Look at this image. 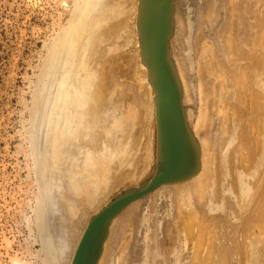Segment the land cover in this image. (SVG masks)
<instances>
[{"label": "rangeland", "instance_id": "374dc122", "mask_svg": "<svg viewBox=\"0 0 264 264\" xmlns=\"http://www.w3.org/2000/svg\"><path fill=\"white\" fill-rule=\"evenodd\" d=\"M100 1H102V3ZM100 1L87 0L88 6H86V9L89 11L88 13L93 15L82 22L83 18L81 17L84 11L80 8L83 6V2L82 5H80L81 0H0V264H50V260L53 259L54 254H52L51 246L46 242L48 239L45 236L46 223L43 221V213L46 212L43 203L48 188L47 174L53 176L56 184L60 185L62 188L59 193L55 194L54 204L55 208L58 209L57 212L61 213V216L65 220V224H67V230H65L67 250L60 264H69L78 241L90 218L121 194L143 185L154 173L156 163L155 126L152 124L154 116H152L149 122H146L145 107L149 104V100L148 93H146L147 89L143 76L144 74L140 70L141 65L138 62V51L137 48H135V32H133L132 35L134 44L125 48L118 45L115 46L111 52L104 57L102 65L97 66V64H94L91 66L92 69H90V71L97 70V72L102 73L100 78L97 77V80H94V83H99V80H102L104 94L102 107L100 106L101 104L99 105L94 102L92 91V97H90L88 101L89 106L87 105L88 107L85 111L81 110L82 113L84 112L83 114H87L85 117L87 125L84 133L85 135L83 136L80 134L79 139L72 142H70L68 137L66 139L55 137L51 131H46V137L44 135L45 126L47 125L49 128V124L53 125V123L51 124L50 122H53L55 119L56 123L58 122L59 126L61 125V121L57 118V113L61 105V100L59 101L60 87L58 82L60 79H63L62 77H64L67 72H69L67 73L69 75L72 72V50L74 49V47L72 49V45L74 44L76 47L78 55L83 53V45L86 43V40H88V42L91 41V49L101 47V42L103 41L102 36H106L105 31H107V27L110 29L117 23V20L113 17L114 14L117 13V10L123 7V5L129 6L121 2L119 5V0H108L109 3L108 1L105 2V0ZM224 1L226 0H221L220 3L216 2L218 5L213 4L215 1L212 3V0H210L211 4L208 3L207 0L186 1L185 7L187 9V14L185 19H187L183 21V25H186V30L183 27V31L186 32V42H184L183 45L186 47L187 55L191 56L188 58L190 60L189 63H192L193 72L191 73H195L194 76L197 75V63L199 59H201L200 56L203 55V53H201L202 49L209 48L210 51H208L210 54L213 51L215 52L212 53V58L214 60L212 62L213 65L217 63V59L219 63L222 61V65H224L223 63L225 60L222 55L219 54L221 53L219 51H221V47H224V45L226 48L233 47V45H231L233 40L230 33L232 32L230 26L233 21H227L230 20V14H232V0H230V3L229 0H227L230 5V10L228 9V3H224ZM99 2L101 4H99ZM235 2H238V0H235ZM250 2H254V0H250ZM105 3L110 5L109 7L107 5L108 9L104 5ZM130 4L131 6L135 5L132 3ZM210 5H212L214 9L220 8L219 10L215 9L211 13V18L213 19H211L213 21L212 24L216 21V19L214 21L215 16L216 18L217 15L219 16L217 18L218 21H216L220 23L217 30L219 31L220 28H224L220 29V33L218 34L213 30H209V33H207L208 28L211 26L210 23L206 25L199 24L202 14L204 16L205 13L211 10L212 6ZM256 6L259 8L258 4H256L255 7ZM262 7L260 8L259 17L262 13L264 17V11H262L264 10V5H262ZM220 11L223 12L221 13ZM238 11V16L241 17L243 11ZM226 12L229 13L227 14ZM234 13H236V11H234ZM227 15L229 17H227ZM80 18L82 24H84L83 30L75 31V35L72 37L69 36L72 27L76 21H80ZM219 18L223 20L221 19L222 21L220 22ZM103 22H105L104 25ZM130 23L133 26L132 21H130ZM189 23L191 24L190 28L188 25ZM223 23H227V26ZM93 25L96 26L95 34L93 33L95 32V27ZM207 25L209 26L208 28L206 27ZM238 26L241 27L240 24H238ZM199 27L202 28V31L199 30ZM240 29L242 30L243 28L241 27ZM242 35H244L243 32L240 33L239 36ZM68 36L71 38H67ZM227 42H231V44L229 43L227 45ZM220 44L222 46H220ZM224 49L225 48H223V51H226ZM232 51L235 53L237 52L235 49ZM256 51L257 54L262 52L259 49ZM89 54L90 51L86 53V65L87 62L90 64L93 62ZM226 57L231 58V61L235 59L228 52ZM173 58L174 54L172 59ZM52 59L54 62H51ZM208 60H211V55L208 56ZM230 62L228 63L230 64ZM228 63H225V67L229 66ZM216 72L214 71L212 78L217 87L222 81L219 75L222 77L223 72L222 69ZM229 72L231 73L230 70ZM241 74L240 72L239 75L241 76ZM89 75V73L81 74V80L84 81V78ZM249 78L246 77L247 82L246 80L244 81V78H238L236 83L238 87L230 84V82H226L224 84L226 91L223 90V92L227 95L226 98L228 99L224 98L225 95L222 98V102L217 101L214 104L215 98L218 97V92L221 90V87H217L218 92L216 89H209L208 85L209 90L202 87L204 93L209 94L211 97L208 101H205L203 95L199 94V84L195 76L192 82L194 93L192 101L184 103L185 110L188 114V123L194 130V133L196 132L195 137L198 139L201 145L200 147L204 149L203 152H205V157L208 159L209 157L211 159L214 158L216 165L218 164L217 162L220 155L225 153L227 148L225 145L226 142L223 141L227 137L232 138L233 133L234 135L240 134V132L236 131L238 127H235L236 119L234 117L236 116H233L234 107H240V105H238L240 96L238 95H240L242 84L246 83L244 86L250 85L252 76H249ZM43 81L44 83H42ZM40 85L42 86L41 89ZM232 85L233 89L231 88ZM96 104L99 105L100 109V111L97 110L98 115L94 111V106ZM56 105L58 106L57 109ZM103 106H105L106 109L103 108ZM61 110L63 112V107ZM202 114H204V116ZM98 117H100V120ZM114 117L117 118L115 121L122 119L124 125L122 128L118 126L119 121L116 122L117 125L113 123ZM199 117L200 119L198 122L197 120ZM237 117L239 116L237 115ZM196 125L199 128H197ZM201 126L204 134L201 131ZM258 135L260 134H256L255 138L261 137ZM202 138H206V140H202ZM249 138L252 137L249 135ZM129 140H131V143L126 149V157L129 156L128 161L118 160V163L121 162V164H123L121 166L116 162L110 164L108 167L110 177L105 183L106 186L103 187L104 189L101 190L100 188L99 195H97L93 204L89 205L86 202V198L83 196L78 198L71 197V199L68 197L65 190V185L67 183L66 179L70 176L68 170L75 165V160L84 165L83 161L89 156L94 159L96 163L99 156L104 153L106 147L114 154L118 149V144L119 150H121L128 144ZM213 140L217 143L213 142ZM238 143L237 140H234V142L231 141V148H229V146L228 150L232 152L234 146ZM74 144L75 146H73ZM47 145L48 154H50L52 163L54 162V167H52V171L50 172L46 167L43 168V157L45 158L46 156L44 147ZM53 146L55 147L56 154H52L51 152L54 150ZM228 150L227 154L230 155ZM206 153L208 154L206 155ZM74 157L76 158L75 160L73 159ZM97 166L94 169L89 166L87 171L90 170V173H98L99 168ZM77 177L78 176H76V178ZM86 184H88V180ZM186 184L187 183H182L183 187H181L182 185L161 187L150 194V196L148 195L139 200L138 202L140 203L135 202L132 206H129L125 209L126 211L124 210L125 212H122L123 214L121 213L115 219L117 222H114L113 227H116L115 225L121 222L117 225V227L120 226L119 229L117 227L115 228L119 231V234L115 229L113 230L112 227L109 236L111 239L113 238L109 241H112L113 244L109 256V264H160L159 260L163 258L172 257L171 259H174L177 249L180 247H182V253H180L182 254V264H198V260H196V256H194L195 253H193V251H195L193 250V242L192 245L189 240L186 242L185 234L182 232L184 231L183 224H185V218L183 220L180 218L181 216L185 217V215L188 214L187 211L189 212L192 210L191 208H193L192 211L194 213L190 211L189 214L195 215L197 223L204 225L205 232L209 235L213 243L222 249H225V247L229 248L228 259L224 264H264V245L249 244L251 240H256L255 237L259 239V235L257 234L260 232L258 233V231L255 230V234L254 232L248 234L247 236H249L251 240L248 239L247 241L243 240L247 236L242 238L239 237L242 226L241 217H244L239 216V214H241L240 212H245L243 215L247 216L249 210L253 206H251L252 203L239 211L238 205H236L237 196L233 194L234 199L232 197L231 203L236 205L234 209L238 211V215L235 216L236 214H233L234 218H232L233 215L231 214V216L230 213H228L227 208H225L227 210L224 211L221 205L219 206L218 203H215L223 201L221 203L223 207H225L227 203L226 196H221L218 191V193L215 194L216 200L213 201V203L207 199L206 196L204 198L200 194L201 196L198 197L197 195L199 194L196 195V193H199V191H195L196 189L189 190V193ZM227 185V183L224 184L225 190ZM178 186L181 189H179ZM174 187L176 188L174 189ZM184 188L187 189L184 190ZM86 190L88 191L87 196H89L92 190L87 188ZM162 190L167 193H164ZM177 190L178 196L176 197L175 192H177ZM192 191L195 195L191 194ZM181 193L184 194L182 195L183 197L180 196ZM190 194L194 196L191 197ZM226 195L229 196L228 193H226ZM161 196L163 197L162 199ZM231 196L232 195L229 197ZM195 197L198 198L199 201ZM202 197L206 201H203ZM150 198H153L154 204ZM200 198L202 201H200ZM68 199L71 204L74 203L71 205L72 208L69 209L71 218H68L69 215L66 211ZM155 199H157V202H155ZM172 199L173 201L176 199V203L174 202L176 206ZM181 201L183 202L182 204ZM167 202L169 203L167 204ZM196 202H198V204ZM190 203L193 204L191 205ZM142 206L143 208H141ZM182 207L185 208L183 209ZM241 207L242 206H240V208ZM175 208H179L182 213V215L180 214L179 216L180 219L176 218L177 215L175 213L177 209L174 210ZM158 213L160 214L158 215ZM131 215L136 216L132 218ZM160 215L162 217L165 215V219H161L162 217H160ZM213 215H215V218ZM56 216L58 217L59 215ZM57 217L56 219H58ZM153 218L157 222H155ZM122 219L124 220L123 225H121ZM125 219H129L130 222L125 221ZM177 219L179 220L177 221ZM153 221L155 226L154 223H152ZM164 221L166 227L163 225ZM262 221V230H264V217ZM208 231H210V233H208ZM262 236L263 235H261L260 238ZM163 237H165V239ZM162 239L165 240V243ZM176 241L179 245L176 244ZM247 245L249 247H247ZM164 248L168 250L166 251ZM164 254L167 255L164 257ZM172 254L175 256L173 257ZM250 254L253 256L252 258ZM151 258L152 263L150 261Z\"/></svg>", "mask_w": 264, "mask_h": 264}, {"label": "bare ground", "instance_id": "6f19581e", "mask_svg": "<svg viewBox=\"0 0 264 264\" xmlns=\"http://www.w3.org/2000/svg\"><path fill=\"white\" fill-rule=\"evenodd\" d=\"M107 1L108 0H105V2H107ZM186 1L187 0H161L162 12H161L160 17H161L162 21H160V22L162 23L164 31H165V28L167 29V33L170 30V35L168 37V41L166 43V46L164 47V51H165L164 55L166 56L165 57L166 70L168 71V74L170 75V77H173V79H175V83L173 81L174 85H173V88L171 90V93H173L174 96H176L178 94H179V96H181V107H182V110H183L182 112L184 115L185 129L187 130V127H189V129L193 135V138L195 139V141L197 143L198 158H199V170L196 173V175H194L189 180H186V181L181 182V183L173 184V185H182V183H187L186 187H188V189L184 188V190L187 189L189 192V190H191V189H193V190L196 189L195 191H197V190L199 191V193H196V195L199 194V195H197L198 197H200L202 195L205 198V196H206L207 199H209L211 202L216 200L215 194L218 193V191H219L221 196H223V197L226 196L227 203H226L225 207H223V205L221 203L223 201H218L215 203H218L219 206L221 205L222 209H224V211L228 209V213H230V215L231 214L232 215L236 214L235 216L238 215V211L236 209H234L236 207V205H238V208L240 211V210H242L243 207H246L252 203L251 206L252 205L253 206L249 210V213L247 216L243 215L245 212H240L241 214H239V216H244V217H241L242 226L240 224L241 232H240L239 237H241V238L244 236L246 237L248 234H251L253 232L255 234L256 233L255 230H257L258 233L260 232L259 234H257V235H259V237H258L259 239H257V237H255L256 240L252 241L249 238V236H247L243 240L247 241L248 239H250L251 240L249 242L250 245L257 244V245L263 246L264 245V230H262V222H263L262 219L264 217V91H263L264 90V17L262 16L263 13L262 14L260 13L261 16L259 17V12H260V8L262 7V5H264V0H254V2H250V0H238V2H235V0H232V3H231L232 4L231 5V7H232L231 13L232 14H230V20H227V21H233L231 26H230V29L232 31L230 33H231V37H232L233 41H232V44H231V42H229L231 45H233V47L231 46L230 48H226L225 45L223 47L220 44V46H222L223 48H225L224 50H226V51H223V48L221 47V51H219V52L223 53V54H221V53H219V54L222 55L223 59L225 60L223 63L224 65H222V61H221V63H219L218 59H217V63L213 65L212 62L214 60L212 58L213 57L212 53L214 51L210 54L209 48L208 49H202L201 48L202 49L201 53H203V55L200 56L202 59V62H201V59H199V62L197 63L198 64L197 69H196L197 75H195V76H196L197 82L199 84V94L203 95V98L205 101H208L211 97L209 96V94L204 93L203 88H205L206 90H209V89H216L217 90V87H219V86L221 87L220 88L221 90L219 92L217 90L218 97L215 98V101H214V104H215L217 101L218 102L223 101L222 98L226 95L223 92V90H225L224 84L226 82H230V84H233L235 87H238L236 85L238 78H241V79L244 78V81L246 80V82H247L246 77L249 78V76L250 77L252 76V81H251L249 86H244V85H246V83L242 84V87L240 86L241 87L240 95H238V96H240L239 100H238V105H240V107L239 106H238L239 108L234 107L233 116L234 115L236 116V117H234L236 119V122H235L236 126L235 127H238V129L236 128L237 129L236 131L240 132V134L234 135V133H233L232 138L231 137L230 138L227 137L226 139L224 138L225 140L223 142H226L225 145L227 146V148H226L225 153H222L220 155L218 162H217L218 163L217 165L214 162L215 161L214 158L211 159L209 157V159H208L207 157H205V155H204L205 152H203L204 149H202V147H200L201 145H200L198 139H196V137H195L196 132L194 133V130L190 127V125L188 123V114H187L185 107H184L185 102L192 101V97L194 94L192 82L194 81V78H195V76H194L195 73H193V74L191 73V72H193L192 63L191 62L189 63V61H190L189 58L191 56L187 55L186 47L183 45V43L186 42V36H185L186 32L183 31V27L185 28V26H186V25H183L184 24L183 21L185 19L186 14H187V9L185 7ZM214 1L212 0V3L214 2L213 4L218 5V4H216V2L220 3L221 0H214ZM82 2H83V6L80 8L82 9V11H84V13L82 12V17H81V18H83V20H82V22H83L85 19L91 17L93 14L91 15L90 13H88L89 11H87V9H86V6H88L87 0H83V1L81 0L80 5H82ZM100 2L102 3V1H100ZM100 2H99V4H101ZM120 2L127 4L129 6L123 5V7H120V8L118 7L119 9L117 10V13H115L113 16L117 20V23L114 25V27H112L110 29L107 27V31H105L106 36L105 35L102 36L103 41L101 42L102 43L101 47H98V48L95 47V48L91 49V41L88 42V40H86V43L83 45V53L81 55H78L76 47L74 46V44L72 45V49L74 47V49L72 50V57H73V65H71V67L73 68L72 72L70 75L67 74V73H69V72H67L66 75H64V77H62L63 79H60V81L58 82V85L60 87L59 101L61 100L60 110L63 107V112H64L63 113L61 110V113H60V110H58V113H57V118L61 121V125L59 126L58 122L56 123V121H55L56 119L54 118L55 120L54 121L52 120L53 122H50L51 124L53 123V125L49 124V128L47 125L45 126L44 135L47 134L46 131H51L55 135V137H59V139H66L68 137L70 139V142L75 141L76 139L78 140L80 134L83 136L85 135L84 134L86 131L85 129L87 128L85 117L87 116V114L86 115L83 114L84 112L82 113L81 110L85 111L86 108L89 106L88 101H89L90 97H92V91H93L94 102L98 103L99 105L101 104L100 106L102 107V105H103V94H104L103 93L104 87H103L102 80H99V83H94V80H97V77L100 78L102 73L97 72V70H91L90 71V69H92L91 66H93L94 64H97V66L102 65V63H103L102 61H103L104 57H106L115 46L118 45V46L125 48L129 45L134 44L132 35H133V32H135V38H134L135 39V45H136L135 48H137V51H138V55H139L138 62L141 65L140 70L144 74L143 76H144V80L146 83V89H147L146 93H148V100H149V104H147V106L145 107V109H146L145 120H146V122H149V120L152 118V116H154V120L152 121V124H153V126H155V136H156V133H157L156 109H155L156 107H155V103H154L155 91H154V87L151 83V81L153 82V80L155 81V79H153L152 76H150L151 75L150 71H152V67L149 64L145 65L142 62V57H141L142 50L140 47V39H141L140 35L142 37L143 35H145V32L149 29L150 13H149V10H146L147 7L145 6V10H143V12L141 13V15H143V21L142 22H144V26H143V30L145 31L144 32L143 30L139 29V25H138V12H139L138 7H139V3H140L139 0H119V5L121 4ZM207 2L211 4L210 0H207ZM225 2H227V0L224 1V3ZM108 3H109V1H108ZM108 3L104 4L107 9L110 6V5H108ZM130 3L135 4V5L131 6ZM229 3H230V0H229ZM229 3H228V5H229ZM252 4H254V5H252ZM256 4L259 5V8H257V6L255 7ZM107 5H108V7H107ZM210 6H212V5H210ZM246 7L248 8V10ZM254 7H255V9H254ZM106 8H105V10H106ZM151 8L152 7H150V9ZM215 9L212 6L211 10L208 13H205L204 16L202 14L203 18L201 17V21L199 22V24H205V25L210 23V25H211L210 27L208 25L206 26L207 28L209 27L207 33H209V30H213L216 32V34H218V33H220V29H224V28H220L219 31L217 30L218 25L220 24L219 22H216V21H218L217 20V18L219 17L218 15H217V18L215 16L214 21H215V19H216V21L212 24L213 19L211 18V13ZM219 9L217 8L216 10H219ZM228 9L230 10V5H229ZM238 10L243 11V13L241 12L242 13L241 17L238 16V13H237ZM160 11H161V8L159 9V13H160ZM234 11H236L237 14L234 13ZM262 11H264V10H262ZM113 12H115V11H113ZM220 12L222 13L223 11H220ZM226 13L228 14L229 12H226ZM134 17H135V20H134ZM221 17H222V15H221ZM227 17H229V16L227 15ZM227 17H225V18H227ZM81 18H80V21H76V23L72 27V30H71V33L69 36L72 37L73 35H75V33L77 31L83 30L84 24H82ZM221 19H220V22L223 20V19L222 20ZM130 21H132L133 26L131 25ZM234 21H235V23H234ZM85 23H86V21H85ZM104 23L105 22H103V25H104ZM223 24L226 25L227 23L226 24L223 23ZM238 24L241 25V27L243 28L242 30L240 29L241 27H239ZM188 25L190 28L191 24L189 23ZM93 26L95 27V32H93V33L95 34L96 33V26L95 25H93ZM226 26H224V27H226ZM199 28H200L199 30L202 29L201 27H199ZM185 30H186V28H185ZM204 30H203V32H204ZM226 32H228V31H226ZM242 32L244 33V35L239 36L240 33H242ZM230 33H228V34H230ZM210 34H211V32H210ZM69 36L67 38H71ZM237 36H238V39H237ZM62 40H64V39H62ZM68 40H70V39H68ZM229 43L227 42V45ZM257 45H258V47H257ZM148 48H149V44H148V40H147L146 41V47L143 51L145 60H150V58H151V56L148 54ZM233 48L237 51L236 53L232 51V50H234ZM255 49L256 50L259 49L262 52L257 54V51ZM88 51H90L89 57H92L93 62H92V64L87 62V65H86L85 58H86V53ZM58 52H59V50H58ZM227 52L230 55H232L233 58H235V59L231 61V58L226 57ZM173 54H174V58H175L176 62H175L174 58L172 59ZM171 55H172V57H171ZM209 55H211V60H208ZM54 56H56V55H54ZM219 58H220V56H219ZM55 59H56V57H55ZM51 62H54V60L52 59ZM228 62H230V64ZM225 63H228L229 66L225 67ZM220 69H222V72H223L222 77L219 75V78L222 79V81L216 87L212 76L214 75V71L215 72L220 71ZM229 70L231 71V73L229 72ZM254 70H256V71H254ZM240 72L242 73L241 76L239 75ZM83 73H89L90 74L89 76H86L84 78V81H82L81 77H80V75ZM99 74H100V76H99ZM150 77L153 80H151ZM88 79H89V82H88ZM227 79H229L230 81ZM232 80H233V82H232ZM42 83H44V81ZM207 85L209 86V89H208ZM233 85L231 87L232 89H233ZM41 87L42 86L40 85V89H41ZM162 94H164V91ZM226 97H227V95L224 98H226ZM226 99H228V98H226ZM99 105L96 104L94 106L95 107L94 111L96 114H97V110L100 111ZM57 108H58V106L56 105V109ZM103 108H105V106H103ZM201 113H203V112H201ZM204 113H205V111H204ZM99 115H100V112H99ZM202 115L204 116V114H202ZM237 115L239 117H237ZM247 116H248V119H247ZM100 117H98L99 120H100ZM120 118H122V117H120ZM116 119H117L116 117L113 118V123L115 125H117L116 122L119 121L118 126L120 128H122V126H124L122 123V119L115 121ZM199 119H200V117L197 120L198 122H199ZM246 121H247V123H246ZM237 123H238V125H237ZM196 127H197V125H196ZM94 128H96V127H94ZM197 128H199V127H197ZM201 129H202V126H201ZM247 129H248V131H247ZM188 130H187V132H188ZM201 131L203 132V129ZM202 132H200V133H202ZM254 132H255V134H254ZM258 133L260 134L258 136H261V137L255 138V135ZM203 134H204V132H203ZM249 135L252 138H249ZM45 137H46V135H45ZM203 139L206 140V138H202V140ZM131 140H132V138H131ZM131 140L128 141V144H126V146L123 149L120 148L121 150H119V144H118V149L116 150L118 153L115 151L116 154L115 153L113 154L109 149H107L108 147H106L104 149V153L102 155H100L96 161L98 166L96 165L94 159H92L89 156H87L85 158V160L83 161L84 165H82L79 161H78L79 162V164H78V162L75 160L76 158L74 157L73 159L75 160V162H74L75 165H73L72 168H70L68 170L69 171L68 174L70 176L66 179L67 183L65 185V190H66L68 197L71 199V197L72 198H78L80 196H83L86 198V202L89 205L93 204L96 200L97 195H99L100 188H101V190L104 189L103 187L106 186L105 183L108 181V179L110 177L109 171H108V167L110 166V164L113 162L114 163L116 162L119 166H121L123 164H121V162L118 163V160L128 161L129 156L126 157V149H127L128 145L131 143ZM218 140H221V139H218ZM234 140H237V142H239L238 143L239 145L236 144V146H234L233 151L231 152L228 150V147L230 146L231 141L234 142ZM213 142H216V141L213 140ZM73 146H75V144ZM229 148H231V146ZM44 150H45L46 156H45V158L43 157L44 160L42 159L43 160V168L46 167L47 170L50 172V171H52V167H54V164H53L54 162L52 163L50 154H48V145L46 147H44ZM227 150L229 151L230 155L227 154ZM54 151H55V147H54V150L51 151L52 154H56V151L55 152ZM202 152H203V154H202ZM208 153H206V155ZM77 157H79V156H77ZM89 166H91L93 169L97 166L99 168V172L98 173H90L91 172L90 170L87 171V168ZM184 171H182V172H184ZM154 172H155V170H154ZM214 172H216V173H214ZM76 176H78V177L76 178ZM46 177H48V185H47L48 188H47V193L45 194V200L43 203V207L46 211L43 213L44 214L43 215L44 216L43 221L46 223V234H45V236L47 238H50V241H52V243H51V246H52L51 249L52 250L51 251H52V254H54V257L52 260H50V264H60V261H61L62 257H64L65 252L67 250V238H66V232H65V230H67V228H66L67 224H65V220L61 216V213L57 212V210L54 209L55 208L54 197H55V194L59 193L60 189H62V188L60 187V185L56 184V182L53 179L54 178L53 176H49V174H47ZM87 180H88V184H86ZM226 183L228 185L226 186V190H225L224 184H226ZM89 186H91V187H89ZM141 186H139L138 188H140ZM165 186L167 187L170 185H165ZM162 187H164V186H162ZM181 187H183V185ZM86 188L92 190L89 193V196H87L88 191L86 190ZM159 188H161V187H159ZM175 188L176 187H174V189ZM134 189H136V188H134ZM158 189H156V190H158ZM179 189H181V188L179 187ZM181 191H183V190H181ZM184 192H186V191H184ZM164 193H167V192H164ZM177 193H178V190H177V192H175L176 197L178 196ZM182 193L180 195L181 197H183L182 195H184ZM226 193H228L229 196L230 195H232V196L229 197L228 195H226ZM191 194H194V192L192 191ZM191 194H190L191 197H193L195 195V194L194 195H191ZM233 194H236V196H237V204L236 205L231 203ZM163 195H166V194H163ZM173 195H174V193H173ZM173 195H172V197H173ZM149 196H150V194H149ZM186 197H188V196H186ZM203 197H202V199H203ZM162 198L163 197L161 196V199ZM196 199H198V198H196ZM196 199H195V201H196ZM202 199L200 201H202ZM233 199H234V197H233ZM155 200H156L155 202H157V199H155ZM189 200H191V199L189 198ZM69 201L70 200L68 199V203H66L68 206L66 208L68 215H69V209L72 208L71 205L74 204V203L71 204V202H69ZM138 201H136V202H138ZM172 201H173V199H172ZM198 201H199V199H198ZM203 201H206V200L203 199ZM174 202L176 203V199H175V201H173V203ZM134 203L135 202L128 205L125 209H127L129 206H132ZM138 203H140V202H138ZM168 203L169 202H167V204ZM178 203H177V205H178ZM182 203L183 202L181 201V204ZM193 203H195V202H193ZM193 203H190V204L192 205ZM196 203L198 204V202H196ZM239 203H240V205H239ZM153 204H154V201H153ZM175 206H176V204H175ZM240 206H242V207L240 208ZM138 207H140V206H138ZM177 207H179V206H177ZM141 208H143V206ZM141 208H139V209H141ZM182 208L184 209L185 207H182ZM225 208H227V209H225ZM131 209H132V207H131ZM191 209L193 210V208H191ZM200 209H201V206H200ZM174 210H176L177 212L175 213ZM174 210H173V212L178 216V217L176 216V218H179L180 214L182 215L179 208H175ZM192 210H190V211H192ZM123 211H121L120 214ZM132 212H133V210H132ZM189 212L187 211L188 214L185 215V217H182V216L180 217V218H182V220L185 218V220H184L185 222L183 221L185 223V224H183L184 225V231H182L183 228L181 231L184 232V234H185L186 242H188L187 240H189L191 242V245L193 242V247H194L193 250H195V251H193V253H195L194 256H196V260H198V264H224L226 262V260L228 259L229 248L225 247V249H222V248L217 247L218 245L216 246V244L213 243V241L211 240L209 235H207V233L205 232L204 225L197 223V219H196L195 215H193L191 213L189 214ZM153 213H155V212H153ZM164 213H165V211H164ZM159 214L160 213H158V215ZM167 214H168V212H167ZM184 214H185V212H184ZM56 215H59V216L57 217ZM129 215H130V213H129ZM234 215L232 218H234ZM118 216H116L112 220V222L110 223V226L108 227V235L106 236V239L104 240V243L102 245V251L100 253V257H99L96 264H103V263L109 264L110 263L109 262V260H110L109 256H110V252H111L113 244H112V241L111 242H109V241L112 240L113 238L111 239V237H109V236H110L114 222L115 221L117 222V220H115V219ZM131 216L133 218V216H136V215H131ZM163 216L165 217V215H163ZM214 216L215 215H213V217ZM56 217L58 219H56ZM160 217H162V216L160 215ZM164 217H162L161 219H163ZM68 218H71V216L69 215ZM134 218H136V217H134ZM167 219H168V217H167ZM179 219H177V221ZM57 220H58V222H57ZM125 221L130 222L129 219L128 220L125 219ZM129 222H127V223H129ZM155 222H157V221L155 220ZM119 223L117 225H119ZM152 223H154V221ZM168 223H166V224H168ZM123 224H124V220L122 221L121 225H123ZM117 225H115V226L117 227ZM163 225L165 226V221H164ZM154 226H155V223H154ZM116 227H113V230ZM119 227L120 226H118L117 228L119 229ZM181 227H182V225H181ZM151 228H153V227H151ZM224 228H225V226H224ZM118 232L119 231H117V233ZM176 232H177V230H176ZM208 233H210V231H208ZM212 233H214V232H212ZM180 235H181V233H180ZM261 235H263V236L260 238ZM151 237H152V235H151ZM163 238L165 239V237H163ZM177 240H178V238H177ZM163 241L165 243V240H163ZM151 242H152V240H151ZM176 244L179 245L178 242ZM180 244H182V243H180ZM53 245H54V248H53ZM167 245H168V243H167ZM164 246H165V244H164ZM247 247H249V246L247 245ZM181 251H182V247L177 249L176 257L174 259H171L172 257L163 258L162 260H159L160 261L159 263L160 264H182L183 260L181 257L182 254H180V253H182ZM183 251H184V249H183ZM164 253H165V251H164ZM113 254H114V251H113ZM160 254H161V252H160ZM166 255L164 254V257ZM47 256H48V254H47ZM172 256L174 257L175 255L172 254ZM250 257L252 258L253 256L250 254ZM71 260H72V257H71ZM71 260H70V263H71ZM150 261L152 263V258ZM250 261H251V259H250ZM156 264H158V263H156Z\"/></svg>", "mask_w": 264, "mask_h": 264}, {"label": "water", "instance_id": "95a60500", "mask_svg": "<svg viewBox=\"0 0 264 264\" xmlns=\"http://www.w3.org/2000/svg\"><path fill=\"white\" fill-rule=\"evenodd\" d=\"M139 2L138 25L140 30H143L144 26L141 13L145 10V6L150 13L149 29L146 32L143 30L145 35L142 37L140 35V47L142 62L152 67L150 76L155 79L154 81L150 77L153 80L151 83L155 91L157 125L155 172L140 188L126 191L90 218L74 250L70 264H96L108 235V227L121 211L133 202L145 198L159 187L189 180L199 170L198 146L189 127H187L189 133L185 129L181 96L179 94L174 96L171 93L175 79L170 77L165 67L164 47L170 30L167 33L165 28L164 31L160 22L162 21L160 17L161 0H139ZM147 40L150 60H145L143 53ZM163 91L164 94H162ZM46 242L51 246L50 238Z\"/></svg>", "mask_w": 264, "mask_h": 264}]
</instances>
